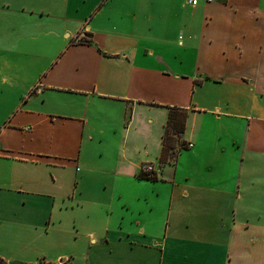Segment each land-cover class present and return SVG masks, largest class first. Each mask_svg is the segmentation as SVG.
Returning <instances> with one entry per match:
<instances>
[{"label":"crops","instance_id":"obj_1","mask_svg":"<svg viewBox=\"0 0 264 264\" xmlns=\"http://www.w3.org/2000/svg\"><path fill=\"white\" fill-rule=\"evenodd\" d=\"M0 264H264V0H0Z\"/></svg>","mask_w":264,"mask_h":264},{"label":"built area","instance_id":"obj_2","mask_svg":"<svg viewBox=\"0 0 264 264\" xmlns=\"http://www.w3.org/2000/svg\"><path fill=\"white\" fill-rule=\"evenodd\" d=\"M188 3H191V4H197V0H187ZM155 168L152 164H145L143 165L142 167V172L145 174V175H150L154 172Z\"/></svg>","mask_w":264,"mask_h":264},{"label":"trees","instance_id":"obj_3","mask_svg":"<svg viewBox=\"0 0 264 264\" xmlns=\"http://www.w3.org/2000/svg\"><path fill=\"white\" fill-rule=\"evenodd\" d=\"M146 176V175H145ZM148 176V175H147Z\"/></svg>","mask_w":264,"mask_h":264}]
</instances>
